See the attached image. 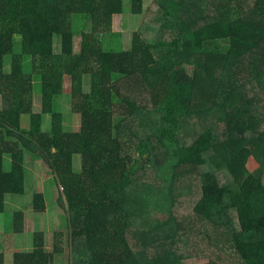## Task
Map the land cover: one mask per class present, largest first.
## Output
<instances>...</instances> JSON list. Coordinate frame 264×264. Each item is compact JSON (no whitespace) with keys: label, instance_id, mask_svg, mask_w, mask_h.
<instances>
[{"label":"trees","instance_id":"obj_1","mask_svg":"<svg viewBox=\"0 0 264 264\" xmlns=\"http://www.w3.org/2000/svg\"><path fill=\"white\" fill-rule=\"evenodd\" d=\"M130 2L142 15L144 0ZM123 12L124 0H0V213L25 193L32 153L68 215L51 251L36 230L12 264H55L66 243L67 264H264V0H154L117 49ZM67 77L73 131L55 110ZM12 228L25 231L23 210ZM198 229L214 253L188 249Z\"/></svg>","mask_w":264,"mask_h":264},{"label":"rangeland","instance_id":"obj_2","mask_svg":"<svg viewBox=\"0 0 264 264\" xmlns=\"http://www.w3.org/2000/svg\"><path fill=\"white\" fill-rule=\"evenodd\" d=\"M154 0H144V12L142 15L131 14V2L130 0H124V12L113 21V31L116 35L113 39V44L117 49H126L129 44L125 45L121 42H127L130 32L137 30L142 21L151 8ZM122 31V32H120ZM117 33H122L121 37ZM79 37L75 38L74 50H79ZM130 40V39H129ZM56 41V40H55ZM15 52L21 51L20 36L17 35V41L14 48ZM12 56H7V63L5 65V72L10 71V63ZM28 61V59L26 60ZM191 69V67H190ZM33 103L34 111H41V95H40V76L35 75L33 78ZM70 79L65 80V90L63 94L57 96L55 99V110H59L64 115V125L67 130H77L80 124V119L77 114L72 113L71 108V94L69 90ZM86 87V86H85ZM88 88V87H87ZM2 106V97L0 95V108ZM28 121L27 116H23V123ZM51 119L50 115H44L43 130L50 131ZM81 164V157L75 156V165L78 169ZM11 160L9 155L5 156V168L10 169ZM26 175L25 186L26 191L23 194L9 193L5 197V210L0 213V251L5 255V264H12L13 253L15 251H28L33 246L34 231L39 230L45 233V245L48 251H51L54 245V232L63 231L68 233V215L66 211L65 199L59 190L57 179L53 174L48 162L43 158H37L32 153H26ZM36 193H42L45 200V209L43 212H38L33 207V197ZM189 203V202H188ZM21 209L25 213V231L21 234H16L12 228V215L15 210ZM205 229H198L194 232V238L187 243L188 239H185L188 249H194L196 253L204 255V252L215 251L214 244H212L206 234L202 237H197L199 231ZM208 234L217 235L212 233L209 229ZM199 238L195 245L201 250L199 251L194 247V241ZM211 244V245H209ZM199 251V252H198ZM229 252H231L228 249ZM208 256V255H207ZM217 257L220 261H224L217 253ZM70 252L65 244V251L56 255L55 264H67L69 261Z\"/></svg>","mask_w":264,"mask_h":264}]
</instances>
